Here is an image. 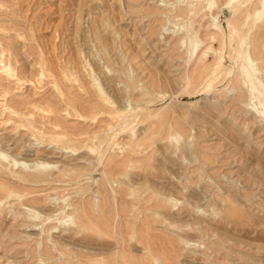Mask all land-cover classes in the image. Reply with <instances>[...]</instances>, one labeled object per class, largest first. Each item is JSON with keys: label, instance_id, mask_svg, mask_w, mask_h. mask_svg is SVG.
I'll return each mask as SVG.
<instances>
[{"label": "rangeland", "instance_id": "374dc122", "mask_svg": "<svg viewBox=\"0 0 264 264\" xmlns=\"http://www.w3.org/2000/svg\"><path fill=\"white\" fill-rule=\"evenodd\" d=\"M187 1L0 0V264H264V6Z\"/></svg>", "mask_w": 264, "mask_h": 264}, {"label": "bare ground", "instance_id": "6f19581e", "mask_svg": "<svg viewBox=\"0 0 264 264\" xmlns=\"http://www.w3.org/2000/svg\"><path fill=\"white\" fill-rule=\"evenodd\" d=\"M245 1L250 6L255 7L256 1L254 0H245ZM213 3L214 1L210 2L208 4V8H211ZM242 3L243 2H241L240 4ZM261 4H263L264 6V0H261ZM195 7H196L195 0H188L184 9L186 10L188 14H190L195 10ZM236 12H237V9L234 10V13ZM243 12H245L244 15H245V19L247 20V25H248L246 29L249 32L250 30L253 29V25L259 15V10L254 9L253 13L248 8L245 10L244 9L239 10L238 14L235 16L237 17L236 22L240 20L241 16L243 15L242 14ZM234 13L231 14V16L234 15ZM210 23L212 26L216 27V29L218 30V32L213 37V39H216L218 35H221L220 36V42H221L220 48H225V45L227 42H229V46H231V50L228 52V55H229V59L231 60L230 62L233 64L229 68L227 73L230 74L232 71L233 72L235 71L233 75L234 87L238 89L240 96H243L244 94L247 95L246 99L249 101V103H247L246 106H250L255 111L261 113L264 110H262L259 106H256V101H254V99L258 98V95L260 93L262 94L263 92L260 89V87H264V78H263L264 74L261 71L262 68L258 66V64L255 62V58L252 55L251 43H250L249 38L242 37L240 39H237V36L234 35V33L236 34L237 32L242 31V27L244 23L241 22L240 24L237 23L236 25L235 21L233 23L227 22V25H225L227 29H225V26L222 23H220L218 18L214 16L213 14L211 15ZM235 38L238 40V43L235 45L230 44V42ZM201 42L202 41L200 39H196L194 43L189 42V46L192 47L191 50L187 49V51L189 52V59L192 57V54H194V51H196L197 47L200 45ZM181 45H185L184 40H181ZM205 47L206 48L205 50H203L202 54H205L208 51H212V48L210 45L205 46ZM222 51L218 53L216 52L217 56L215 58L213 67L209 68L204 63H202L197 70L198 71L197 73L200 76V78L202 79L204 78V83L206 87H208L210 83L216 77H218L220 73L222 60L225 59V54ZM181 57L183 58L184 55H181ZM40 76H42V73H40L39 77ZM98 89H101V88H98ZM20 127H21L20 124L15 125V128H20ZM12 160L14 162L15 158H13Z\"/></svg>", "mask_w": 264, "mask_h": 264}]
</instances>
